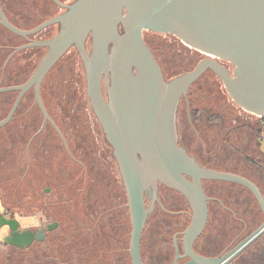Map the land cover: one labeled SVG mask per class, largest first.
<instances>
[{"label": "water", "instance_id": "obj_1", "mask_svg": "<svg viewBox=\"0 0 264 264\" xmlns=\"http://www.w3.org/2000/svg\"><path fill=\"white\" fill-rule=\"evenodd\" d=\"M55 1L66 10L31 30L10 22L0 5V22L24 37L59 24L54 37L21 45L13 52L31 46L47 47L24 83L0 86V93L19 92L10 113L0 121V128L12 120L24 94L31 89L46 119H50L41 95L43 81L75 46L85 69L88 99L113 147L128 196L134 264H144L141 236L150 212L145 197L156 199L159 184L180 191L190 202L193 218L186 231L190 246L208 219L204 179L247 186L264 210V195L253 181L234 172L208 168L179 145L177 124L181 98L209 70L222 79L234 102L264 118V0ZM146 31L174 34L208 57L193 69L167 79L145 40ZM219 59L231 62L233 73ZM6 222L10 232L4 241L14 247L23 249L35 238L44 237L42 230L36 234L32 229H21L18 219ZM55 227L48 225L49 230ZM263 231L264 225L249 239ZM193 256L201 263L208 262L202 256Z\"/></svg>", "mask_w": 264, "mask_h": 264}, {"label": "flooded vegetation", "instance_id": "obj_2", "mask_svg": "<svg viewBox=\"0 0 264 264\" xmlns=\"http://www.w3.org/2000/svg\"><path fill=\"white\" fill-rule=\"evenodd\" d=\"M59 1L68 4L73 0ZM27 4L30 10L24 9L28 7ZM0 5L10 22L25 30L34 29L66 10L55 0H0ZM7 9H11L12 12L9 13ZM0 27L12 32L1 22ZM58 30L59 24H52L27 37L12 32L20 37L17 41L19 44L3 43L0 49L10 50L8 59L19 46L35 40H48L54 37ZM144 37L148 43L145 33ZM179 44L184 51H187L180 56L184 66L188 68L177 74H170L161 59L153 52L162 65L167 79L193 69L200 60L208 57L207 54L187 46L181 40ZM148 45L150 46L149 43ZM90 47L91 42L88 41V48ZM150 48L152 49L151 46ZM33 49L41 50L42 57L47 51V47L44 46H31L24 50L30 53L36 52ZM72 49L74 50L69 53L72 54V57L68 58L69 63L74 61L78 52L75 46ZM19 52L21 50L14 53L10 60L26 61L25 66L34 60H28L27 56H23V59L16 58ZM219 62L233 73L234 66L231 62L222 59H219ZM80 63L83 69L80 76L86 83L84 65L82 61ZM8 64L9 62L3 64L0 82L25 80V78L13 79L9 75L5 76ZM77 93L78 97H71V93L65 95V103L69 105L73 99L78 106L72 107L71 113L75 116L88 115L89 120L87 121L85 116L87 123L77 124L74 123L73 118H70V122L66 125L57 122V119L68 115L63 108L64 101L57 100L59 102L57 105L60 106L57 108L60 112L55 111L52 106L46 104L41 88L42 100L51 121L49 118L46 119L39 106L35 91L29 90L24 94L10 122L20 119L19 131L22 129L24 131L25 140L21 141L25 151L23 155L14 158H25L28 163L36 161L41 171L42 168L48 167L45 158H78L76 160L82 166V170L76 174L83 185L79 190L82 194L84 192L87 194L81 207L72 203L68 230L70 250L65 261L60 257H50L51 264H134L131 253L132 214L113 147L106 139L103 127L90 104L87 90L85 94L81 91ZM18 96L19 92H14L0 98V109L8 110L9 114ZM214 98L219 99L217 103L219 102L220 105L213 102ZM231 102L226 99V88L222 81L208 71L193 83L187 96H183L180 100L177 116L178 143L202 165L234 172L250 179L264 195V165L263 163L258 165L257 162L248 159L264 158L260 149L259 130L264 118L241 109L242 115L236 120L235 108ZM32 111H34L33 115L42 116L39 123L28 121L34 118L30 116ZM29 125L30 129H28ZM12 130H8L6 139L13 137ZM58 138L62 152H65L63 155H59L58 147L52 144ZM217 158L221 160L243 158L244 167L236 165L235 169L225 164L218 166L215 163ZM239 162L240 159L237 163ZM71 174L75 175L74 172ZM42 177L47 178L45 175ZM49 178L57 179L53 169ZM203 188L208 197V219L203 231L194 239L191 246L186 239V231L192 222L193 209L187 197L180 191L163 184H159L156 199L146 195V207L150 212L141 236L142 262L144 264H264V231L254 239H249L264 225V210L255 194L241 183L221 179H204ZM53 189L54 187L51 186L45 187L44 191H37L38 198L35 200L40 201L44 195H50ZM3 214L6 220L17 219L6 209ZM50 224L56 227L49 230ZM58 226L59 221L49 220L44 227L32 229L36 234L40 230L44 231L42 239L35 238L30 246L25 247L27 249L36 245L40 248L37 254H40L39 264H48L45 246L48 245L47 242L53 240L52 232ZM19 227L23 230L31 229L22 228L20 222ZM237 248L238 251L233 253ZM192 254L202 256L208 262L201 263L198 259L195 260Z\"/></svg>", "mask_w": 264, "mask_h": 264}, {"label": "rangeland", "instance_id": "obj_3", "mask_svg": "<svg viewBox=\"0 0 264 264\" xmlns=\"http://www.w3.org/2000/svg\"><path fill=\"white\" fill-rule=\"evenodd\" d=\"M27 6L28 7H24V9L30 10L29 4H27ZM7 10L9 13L12 12L11 9ZM153 32H146L148 40L158 51V58L161 59V62L164 64L170 74H177L187 69L188 67L184 66V62L181 61L182 56H180L186 50L184 51L183 47L180 46V48H174L172 45L174 44L172 37L160 32ZM19 40V36L9 32L7 29L0 27V45L3 43L9 44V42L16 43ZM9 53L10 50L7 51V49H0V68L3 65V62L10 63L13 60H10L11 57L7 59ZM39 54L40 53L36 52L30 53V51H25L22 49L18 57L23 59V56H27L28 60H32L34 58H38ZM70 57H72V54H67L62 57L52 68V73L42 85L43 97L45 98L46 104L48 106H52L55 111L60 112V110L57 108V106L60 107L59 104L57 105V103H59L57 100L60 99L64 101L63 108H65L68 115H64L62 117L61 115L59 116L61 118L57 119V122L61 125L68 124L70 122V118H73L74 123L77 124L81 122L87 123L89 120L88 115L75 116L71 113L73 111L72 107L78 106V104L74 102L73 99L72 103L70 102L71 104L67 105L65 103V95L68 93H71V97L79 96L77 93L78 90L76 89L78 88V83L81 84L82 80L84 79L80 76V73L83 72L80 61L78 62L74 59L72 63H69L68 58ZM35 61L29 63L28 66L20 72L21 78H25V73L29 72V67L32 66ZM40 61L41 59L38 58V62L28 78L31 76ZM182 66H184V68ZM7 75L8 74H5V76ZM24 82L25 81L18 83L0 82V86L17 85ZM1 97L2 96L0 95V98ZM217 100L219 99L214 98L213 102L216 104ZM217 105H220V103L218 102ZM7 111L5 109H0V121L7 116ZM33 114L34 111L30 113V116H33L34 118L32 120L29 119L28 121L39 123L42 116ZM240 115H242L241 111L235 109L236 120ZM17 119V121H12L9 124L7 123L8 125L6 124L0 128V242L5 240L10 231V224L6 222L7 218H5L3 214L4 209H6L9 213H12V215H14L19 220L22 228L33 229L44 227V224L47 221L57 220L59 221V226L52 232L53 240L46 243L48 245L45 246V257L48 259V264H51L49 259L50 257H60L65 261L66 257L68 256V251L70 250L68 230L71 220L70 213L73 209L72 203L76 204L78 207H81L82 202L85 199V194H87L86 192L80 194L79 189L71 184V179L74 176L71 174V172H80L82 166L76 160L78 158H45L48 167L47 169L42 168L43 170L41 171V167L38 162L36 163V161L28 163L25 158H14V156L23 155L25 151V146L21 141L25 140L24 131L23 129L19 131L21 127L19 124L20 119ZM30 128L31 126L29 125L28 129ZM10 129H13V137L6 139L5 135H7L8 130ZM57 140L55 139L54 143L52 144L58 147L59 155H63L65 152H62L59 138ZM260 146L261 150L264 152V141L261 142ZM239 159L240 162L237 163ZM248 159L257 162L258 165L261 163L264 165V158ZM243 160V158H223V160L217 158L215 163L218 166L226 165L227 167L236 169V165H241V168L244 167L242 166ZM51 169H53L57 174L56 180L49 178ZM43 175H45V177L47 176V178L42 177ZM51 186L54 187V189L50 195H44L42 199L40 198V201L35 200L38 198V193H36L37 191H44L45 187ZM49 202L52 203L50 204ZM39 252L40 248H38L36 245L27 249L15 247L13 262L15 264H39L40 254L37 255Z\"/></svg>", "mask_w": 264, "mask_h": 264}, {"label": "trees", "instance_id": "obj_4", "mask_svg": "<svg viewBox=\"0 0 264 264\" xmlns=\"http://www.w3.org/2000/svg\"><path fill=\"white\" fill-rule=\"evenodd\" d=\"M146 32H149V31H146ZM146 32H145V36H146ZM151 32H153V31H151ZM154 33V32H153ZM162 34H166V35H168V36H170V37H172L173 38V42H174V44H172L173 45V47L174 48H180V47H182L181 46V44H179V41H180V39L177 37V36H175L174 34H171V33H162ZM147 41H148V43L150 44V46L152 47V49H153V52L157 55V54H159L158 53V51L155 49V47L149 42V40H148V38H147ZM180 46V47H179ZM72 48H74V46L72 47ZM72 48H70V50L65 54V55H67V54H69L72 50H74V49H72ZM34 51H36V53H40L39 54V59H41L42 58V51L41 50H35V49H33ZM25 51H27V50H25ZM19 53H21V52H19ZM19 53L16 55V58L18 57V55H19ZM64 55V56H65ZM63 56V57H64ZM38 58H34V60L33 61H35V60H37V61H35L34 63H33V65L32 66H30L29 67V72L28 73H25V79L26 78H28V76L30 75V73L32 72V70H33V68L36 66V64H37V62H38ZM76 58V59H75ZM74 59L76 60V61H78V60H80V61H82V59H81V57H80V55H79V53L77 52V54H76V57H74ZM3 64H4V62H3ZM22 64H24V65H22ZM26 65V61H21L20 59L18 60V61H11L9 64H8V66H7V68H6V72L4 73V74H8L11 78H13V79H17V78H21V76H20V72L25 68V67H27V66H25ZM10 66V67H9ZM12 66V67H11ZM14 67V68H13ZM52 71H53V69L49 72V74H48V77L50 76V74L52 73ZM209 71H211V70H209ZM3 72V65H2V67L0 68V77H1V75L3 74L2 73ZM181 72H183V71H181ZM208 72V71H207ZM207 72L205 73V74H207ZM212 72V74L213 75H215L217 78H219L213 71H211ZM204 74V75H205ZM47 77V78H48ZM46 78V79H47ZM22 79H24V78H22ZM220 79V78H219ZM27 80V79H26ZM221 81H222V79H220ZM23 81H25V80H23ZM23 81H20V82H23ZM4 82H9V83H18V82H15V81H4ZM222 83H223V81H222ZM224 84V83H223ZM43 85V84H42ZM225 86V85H224ZM31 90H33L34 91V89H31ZM30 90V91H31ZM76 90H78V91H81L83 94H85L86 93V90H87V88H86V83H85V80L83 79L82 80V83L80 84V83H78V88L76 89ZM14 92H18V91H8V92H3V93H0V95L2 96V97H4L6 94H8V93H14ZM71 92V91H70ZM1 97V98H2ZM226 99L229 101H232L231 102V104L234 106V108L235 109H237V110H239V111H241V109H243L242 107H240L236 102H234L233 101V99L230 97V95H229V93L227 92V90H226ZM234 103V104H233ZM254 121V120H253ZM263 127H264V125H263V121H261V123H260V136L262 135V130H263ZM262 138V137H261ZM82 170V169H81ZM75 176V177H74ZM73 177H72V179H71V184L72 185H74V186H76L78 189H80V188H82L83 187V185H82V181L78 178V176H77V174L75 173V175H74ZM79 192H80V194H82V192L79 190ZM14 246H12V245H10L9 243H7V242H5V241H1L0 242V264H15L14 262H13V255H14Z\"/></svg>", "mask_w": 264, "mask_h": 264}, {"label": "built area", "instance_id": "obj_5", "mask_svg": "<svg viewBox=\"0 0 264 264\" xmlns=\"http://www.w3.org/2000/svg\"><path fill=\"white\" fill-rule=\"evenodd\" d=\"M263 125H264V120H263ZM262 139L264 140V127H263V130H262V135H261Z\"/></svg>", "mask_w": 264, "mask_h": 264}, {"label": "crops", "instance_id": "obj_6", "mask_svg": "<svg viewBox=\"0 0 264 264\" xmlns=\"http://www.w3.org/2000/svg\"><path fill=\"white\" fill-rule=\"evenodd\" d=\"M262 141H264V140L261 138V142H262ZM260 145H261V143H260ZM260 149H261V146H260ZM261 151H262V150H261ZM262 153H263V155H264V152H263V151H262Z\"/></svg>", "mask_w": 264, "mask_h": 264}]
</instances>
